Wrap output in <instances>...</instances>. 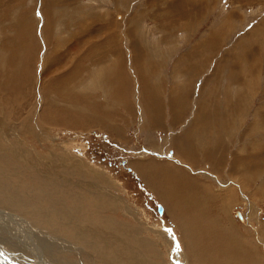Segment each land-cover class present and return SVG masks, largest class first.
I'll return each mask as SVG.
<instances>
[{
    "label": "rangeland",
    "instance_id": "374dc122",
    "mask_svg": "<svg viewBox=\"0 0 264 264\" xmlns=\"http://www.w3.org/2000/svg\"><path fill=\"white\" fill-rule=\"evenodd\" d=\"M21 25L29 34L23 32ZM1 51L6 52L5 61L11 60L10 56L14 58L4 67L11 83L0 90L1 100L5 99L8 105H0V128L10 127L17 136L16 143H28L25 145L43 161L68 157L61 165L63 169L54 166L53 172L48 171L50 174L37 164L46 175L44 180L38 178L40 183L46 182L43 192L41 187L34 189L30 175L24 178V191L29 190L25 199L30 200L28 208L33 217L12 210L31 230L32 242L37 245L44 240L38 245H49L45 248L47 262L264 264V161H259L264 160V0H0ZM19 71L27 74L19 81L20 86ZM58 81L56 89L50 87ZM44 95H58L61 99L52 105L43 99ZM64 97L68 98L67 105L75 107L69 110L71 119L79 117L73 113L79 111L80 98L86 109L90 108L91 113H84L86 122L57 126L37 120L45 103L51 108H64ZM10 111L19 117L16 122L5 117ZM203 111L209 114L204 121L208 125L206 139L197 131L200 127L195 130L191 126ZM224 116L230 118L227 126ZM23 120L43 123L44 133L39 141L20 136ZM191 131L194 147L190 149L181 140ZM213 134H217L215 139ZM7 135L9 139L5 145L0 141V149L15 142L12 135ZM26 139L36 145H29ZM148 162L149 172L146 168L141 172L138 166ZM163 164L175 170L167 174L161 170ZM241 164L246 170L240 171ZM164 174L166 179L161 178ZM9 176L8 169L3 175L0 173L1 188H7ZM68 177L70 182L66 181ZM189 179L200 186H192ZM206 189L218 194L202 196ZM54 192L57 194L53 198ZM185 192L197 206L189 200L191 207H187L189 195ZM58 193L66 201L85 193L99 202L103 210L100 213L109 215L120 229L100 232L81 226L70 228L65 223L71 230L69 234L57 223L46 224L49 219L58 220L57 212L63 209L64 198ZM112 195L114 198H110ZM218 195L223 197L221 201L233 199L222 214L217 213L219 200L212 203ZM169 196L172 202V197L178 200L167 204L163 198ZM117 198L124 201L121 206H125V211L112 205ZM158 204L163 208L161 213ZM250 206L254 208L251 218L247 216ZM62 215L67 216L64 212ZM173 215L191 221H176ZM183 226H193V230ZM140 227L139 235L131 236ZM85 232L91 238L90 247L80 246L69 237L79 233L81 238ZM0 237V242L10 238L6 233ZM246 243L247 249L252 247L251 260L246 261L245 252L242 255L246 259L241 255H236L238 260L230 257L232 247ZM224 246L228 253L220 254L222 250L226 252ZM2 248L20 254L19 257H37L32 256L37 253L34 250L8 244ZM135 249L138 252H133ZM194 251H198V256ZM130 252L137 253L139 262L132 259ZM94 253L97 257H92ZM96 253H101V257ZM103 257L107 262H102ZM232 258H236L235 263Z\"/></svg>",
    "mask_w": 264,
    "mask_h": 264
},
{
    "label": "bare ground",
    "instance_id": "6f19581e",
    "mask_svg": "<svg viewBox=\"0 0 264 264\" xmlns=\"http://www.w3.org/2000/svg\"><path fill=\"white\" fill-rule=\"evenodd\" d=\"M138 23V22H137ZM180 25V24H179ZM20 27H23V32L24 33H28V30H24L25 29V26L24 25H21ZM178 27V26H177ZM180 27V26H179ZM20 30V29H19ZM18 30V31H19ZM138 31V30H137ZM179 31V30H178ZM132 32V31H131ZM29 34V33H28ZM20 35V34H19ZM23 36H26V34H23ZM16 38H18V37H16ZM25 39V38H24ZM15 41H16V39H15ZM5 42V41H4ZM24 42V40L22 39V43ZM6 43V42H5ZM6 44H8V43H6ZM5 45V44H4ZM10 46V45H9ZM14 46V45H13ZM6 48V47H5ZM2 50H3V48H2ZM25 50V49H24ZM4 51V50H3ZM10 53V52H9ZM12 53H15L14 51L13 52H11V54ZM5 54H6V52H5ZM5 54H3L2 53V51L0 52V69H1V72H0V90L2 91L3 90V88L6 86V85H8L9 84V82H10V78H9V74L7 73L8 72V69H5L4 67H7V63L10 61H12L13 59H12V57L10 56V58H11V60L9 59V61H5V60H7V57H6V55ZM57 57V56H56ZM14 58V57H13ZM21 58H22V56H21ZM63 61V60H62ZM7 62V63H6ZM23 62V61H22ZM21 62V63H22ZM68 63V62H67ZM64 64H65V61H64ZM6 65V66H5ZM62 65V64H61ZM58 66V65H57ZM16 67V66H15ZM58 67H60V65L58 66ZM76 68V67H75ZM14 69V68H13ZM24 69V68H23ZM15 70V69H14ZM13 70V71H14ZM20 70V69H19ZM64 70H65V68H64ZM71 70V69H70ZM21 71V70H20ZM19 71V77H18V82H17V85L18 86H20V83H19V81H22L25 77H27V74H25V72H24V74L26 75H24L23 74V72H20ZM57 71V70H56ZM69 71V70H68ZM18 72V71H17ZM9 73H10V71H9ZM15 73V72H14ZM27 73V72H26ZM17 74V73H16ZM23 74V75H22ZM66 74V73H65ZM10 75H11V73H10ZM69 75H71V74H69ZM97 75V74H96ZM15 76V75H14ZM23 76V77H22ZM31 76V75H30ZM63 76V75H62ZM16 77V76H15ZM14 77V78H15ZM32 77V76H31ZM68 77V76H67ZM70 77V76H69ZM93 77H95V76H93ZM98 77V76H97ZM112 77V76H111ZM62 78V77H61ZM96 78V77H95ZM65 79V78H64ZM63 79V80H64ZM77 79V78H76ZM246 79V78H245ZM50 80V79H49ZM66 82L65 83H67L69 80H65ZM108 81V80H107ZM87 82V81H86ZM94 82V81H93ZM144 82V81H143ZM11 83V82H10ZM57 83H59V81L58 82H54V84L53 83H51V85H50V87H52V88H54V89H56L57 88ZM69 83V82H68ZM61 84V83H60ZM84 84V83H83ZM102 85V84H101ZM11 86V85H10ZM29 86H31L30 84H29ZM67 86V85H66ZM70 86V85H69ZM65 87V86H64ZM85 87V86H84ZM112 87V90H116V87L115 86H111ZM6 88V87H5ZM69 88V87H68ZM75 88V87H74ZM27 89V88H26ZM22 90V89H21ZM35 90V89H34ZM57 90H59L60 91V93H64L65 92V90H63V89H57ZM67 90H69V89H67ZM24 91V90H23ZM7 92V91H6ZM14 92V91H13ZM18 92V91H17ZM30 92V91H29ZM5 93V92H4ZM16 93V92H15ZM20 93V92H19ZM23 93V92H22ZM11 95V94H10ZM16 95H18V94H16ZM60 95V94H59ZM62 95V97H63V94H61ZM115 95H116V93H115ZM3 96V95H2ZM12 97H13V94H12ZM76 96H74V98H75ZM19 98V97H18ZM114 98L115 99H120V97L118 96V97H116V96H114ZM43 99H46V102H49L50 104H52V105H54V104H57L58 102H59V99H61V96H58V95H49L47 98H46V96L44 95L43 96ZM68 99V98H67ZM67 99H66V97H64L63 98V100L65 101V105H64V108H62V109H57V108H55V107H52L51 108V106L49 105V103H45L44 104V106L42 107V111H41V113H40V115H39V117H36V118H38L37 120L39 121L40 120V118H41V120H42V122L44 123L45 122V124H52V125H57V126H64V125H69V126H74V124H76L77 126H79V125H81V123H84V122H86V117L84 116V113H91L90 112V108L87 110L86 109V107L84 106V103L82 102V100H81V98L79 99V101H81V104L79 105V106H77V109L79 110L78 112H76V113H73V114H75L76 116H79L78 118H73V119H71V118H69L70 117V115H69V110H74L75 109V107L74 106H71V105H67V103H69V101H67ZM18 100V99H17ZM243 100V99H242ZM242 100H241V102H242ZM11 101H13L12 99H11ZM16 101V100H15ZM74 101V100H73ZM76 101V100H75ZM17 103V102H16ZM16 103H15V105H16ZM23 103V102H22ZM24 104V103H23ZM78 104V103H77ZM243 104V103H242ZM0 105L3 107V106H7L8 107V105H7V101H5V99L4 100H1V94H0ZM13 105V104H12ZM15 105H13V106H15ZM40 105V104H39ZM11 106V105H10ZM19 106V105H18ZM17 106V109L19 108ZM21 106H22V104H21ZM41 106V105H40ZM88 106H89V104H88ZM213 106H214V104H213ZM16 107V106H15ZM225 107V106H224ZM3 109V108H2ZM209 109V108H208ZM95 110H99L98 108L97 109H95ZM232 110V109H231ZM19 111V110H18ZM17 111V112H18ZM66 111H68V113H66ZM100 111H103V109H101ZM211 111V110H210ZM229 112V111H228ZM237 112V111H236ZM6 113H7V111H6ZM210 113V112H209ZM212 113V112H211ZM225 113V112H224ZM235 113V112H234ZM4 114V113H3ZM212 114H219V113H212ZM236 114V113H235ZM8 116H5V117H9V118H11V119H13V120H15V122H16V120L17 119H19V117L18 116H16L17 114H16V112L15 113H12V111H10V112H8V114H7ZM93 115V114H92ZM209 114L206 112V111H203V115L201 116V118H198V119H196V121H195V123H194V120H193V122H192V124H191V126H192V129H193V127L195 128V130L197 129V128H199L200 127V129H198L197 131L201 134V135H203V138L202 139H206V137H207V130H206V127L208 126V125H206V123L204 122V121H207V116H208ZM226 115V114H225ZM42 116V117H41ZM72 116V115H71ZM87 116V115H86ZM4 117V116H3ZM75 117V116H74ZM106 117V116H105ZM218 117H220V114H219V116ZM232 117V116H231ZM1 118V117H0ZM29 118V117H28ZM217 118V117H216ZM224 118H225V122H224V125L225 126H227L228 125V121H229V116H224ZM3 119V118H2ZM99 119V118H98ZM40 120V121H41ZM221 120V119H220ZM219 120V121H220ZM212 121V120H211ZM261 122V121H260ZM42 123V124H43ZM194 123V124H193ZM233 123V122H232ZM21 126H19V129H20V136H22V137H26V136H28L32 141H34V142H36V141H39L40 140V135H42V131H43V129H44V126L42 125V124H40V123H38V122H35L34 121V123L33 124H31V123H28L27 121H25V120H23L22 122H21ZM88 124V123H87ZM105 124V123H104ZM209 124V123H208ZM221 124V123H220ZM83 126V125H82ZM5 127H7V126H5ZM0 128V134H1V137H0V141H1V144L3 143V145H5V142L4 141H6V139H9L8 138V135L7 134H10V135H12V137H13V139H15V142L14 143H9V144H6V147H2V149H0V160L2 159L3 161H1L0 162V173H2V175H3V171H5L6 169H8L9 170V172H10V176H9V178H8V181H9V184H8V186H7V188H1L0 187V234L1 235H3L4 233H6L7 235H8V237L10 236V238H8V239H3L2 240V242H3V244H2V242H0V264H53V263H51V262H47L46 261V259L44 258L45 257V248H48L49 247V245L47 246L46 244V246L44 245L43 247H40L39 245H38V242L41 244V242H43V241H38L37 242V245L34 243V242H32V240H31V238H30V235H29V233H31V230H27V226L23 223V219H22V217L21 216H19V215H16V214H12V212L15 210L17 213H24V212H26L25 214H33V212L29 209L30 208V206H31V203L29 202L30 200H27V199H25V195H26V193L29 191V190H25L24 191V178H27V176L28 175H30L29 177H30V182L33 184V186H34V189H37L38 187H41V190L43 189L42 187L43 186H46L45 185V183L46 182H43V183H40V181H39V179L38 178H42L43 180L45 179V176L41 173V170L37 167V164L39 163L40 165H42L44 168H45V170L48 172L49 170H52V172H53V170H55V168L53 169V167L54 166H57V165H60L59 166V169H63L64 167L63 166H61L62 164H63V161H67L68 160V157H66V158H63L62 160H60V161H58L57 160V157H55V158H52V159H50V160H48V161H43L42 159H40V158H38L37 156H36V153L35 152H33L31 149H30V147H28V146H26L25 144H28V143H25L24 144V142L23 141H17V143H16V140H17V136L16 135H14V133L13 132H11L10 131V127L9 128ZM250 127V126H249ZM72 128V127H71ZM211 128V127H210ZM222 128V127H221ZM208 129H209V127H208ZM224 129V128H223ZM211 130V129H210ZM18 131V130H17ZM43 133H44V131H43ZM193 131H191V132H189L188 134H186L185 135V137H184V139H182L181 141L182 142H184L187 146H193L194 145V143H193ZM194 133H195V131H194ZM197 134V133H196ZM218 134V133H217ZM217 134H213L214 135V139H215V137H217ZM200 135V136H201ZM210 135H212V134H210ZM198 137V136H197ZM212 137V136H211ZM201 138V137H200ZM219 139L220 138H218L217 140L219 141ZM3 140V141H2ZM31 140H27L26 139V141H28L29 143H30V141ZM217 140H214V142H215V144H216V142H217ZM195 142H196V140H195ZM203 144V143H202ZM29 145H33V146H35L36 144H34V143H30ZM1 146V145H0ZM179 146V145H178ZM202 146V145H201ZM204 146V145H203ZM215 146V145H214ZM194 147V146H193ZM193 147H192V149H193ZM190 149H191V147H190ZM205 149V148H204ZM180 150V149H179ZM206 150V149H205ZM35 151V150H34ZM65 152V151H64ZM206 152V151H205ZM179 154V153H178ZM59 155V154H58ZM187 155V154H186ZM55 156V155H54ZM28 157V158H27ZM78 161V160H77ZM215 161V160H214ZM259 161H261V160H259ZM262 161H264V160H262ZM79 162V164H80V161H78ZM145 162V161H144ZM65 163V162H64ZM26 164H28V165H26ZM38 164V165H39ZM77 164V163H76ZM144 164V163H143ZM261 164H264V162H262ZM81 165V164H80ZM83 165H85V164H83ZM157 165V164H156ZM164 165V168H162L161 170L163 171V172H167V174H169V173H171L172 171H174L175 169L172 167V166H170L169 164H163ZM78 166V165H77ZM149 166V162L148 163H146V166L145 165H143V166H138V169L141 171V172H144V170H142V169H147V167ZM51 167H52V169H51ZM161 167H162V165H161ZM240 167H241V170L240 171H244V169L246 170V168H245V165L244 164H241L240 165ZM247 167V166H246ZM69 168V167H68ZM72 167H70V169H71ZM86 168V167H85ZM85 168H83V169H85ZM36 169V170H35ZM67 169V168H66ZM78 169H79V167H78ZM150 169H152V167L150 166ZM164 169V170H163ZM65 170V169H64ZM86 170V169H85ZM85 170H82V171H84L85 172ZM160 170V169H159ZM166 170V171H165ZM67 171V170H66ZM91 171V170H90ZM55 172V171H54ZM74 172V171H73ZM95 172V171H94ZM147 172H149L148 171V169H147ZM49 173V172H48ZM58 173V172H57ZM86 173V172H85ZM93 173V172H92ZM50 174V173H49ZM233 174V173H232ZM22 175V176H21ZM94 175H95V173H94ZM58 176V175H57ZM72 176H73V174H72ZM167 176V175H166ZM236 176V175H235ZM88 177V176H87ZM101 177V176H100ZM148 177V176H147ZM156 177V176H155ZM240 177H242V179L243 180H246V177L245 176H243L242 174H241V176ZM65 178V177H64ZM89 178V177H88ZM98 178V177H97ZM161 178H165V174L163 175V176H161ZM166 179V178H165ZM234 179H235V177H234ZM236 179H238V178H236ZM235 179V180H236ZM241 179V180H242ZM69 181L70 182V178L68 177L67 179H66V181ZM49 181V180H48ZM60 181V180H59ZM63 181H65V180H63L62 179V181L61 182H63ZM107 181V179L106 178H104V180H103V183H105ZM193 182V180L192 179H189L188 180V182ZM189 182V183H190ZM195 182V181H194ZM64 183V182H63ZM78 183V182H77ZM99 185V184H98ZM193 185H195V186H200V184L197 182H195V183H192V186ZM26 186V185H25ZM53 186V185H52ZM238 186V185H237ZM54 187V186H53ZM82 187V186H81ZM101 187V186H100ZM197 187H195V188H197ZM66 188H71V187H66ZM85 188V187H84ZM45 190L47 189V187L46 188H44ZM50 189H51V187H50ZM55 189V188H54ZM54 189H52V190H54ZM81 189V188H80ZM39 190V189H38ZM37 190V191H38ZM40 190V191H41ZM56 190H57V188H56ZM24 191V192H23ZM32 191V190H31ZM47 191H48V189H47ZM46 191V192H47ZM50 191V190H49ZM60 191V190H59ZM58 191V192H59ZM72 191H73V189H72ZM74 191H75V189H74ZM4 192H6V194L4 193ZM42 192H43V190H42ZM101 192V191H100ZM202 192V191H201ZM4 193V194H3ZM52 193V192H51ZM50 193V194H51ZM65 193V195H66V192H64ZM106 193V192H105ZM207 193H209V194H214V193H210L209 192V190L208 189H206V190H204V194L202 193V196H204L205 194H207ZM43 194H45V193H43ZM49 194V193H48ZM47 194V195H48ZM56 194H57V192H54V194H53V198H54V195L56 196ZM59 194V196L61 195L60 193H58ZM85 194V193H84ZM84 194H80V195H75V196H72V197H70L69 199H67V201H66V199L64 198V200H63V198H61L64 202L62 203V205L61 206H63V209H61L59 212H57V216H58V220H55V221H50V219L48 220L49 222L48 223H46V224H51L50 222H53L55 225H56V223L57 224H59L61 227H63V229H64V231H65V233L67 232V233H71V230H69V227H67V226H65V223L67 224H69L70 225V228H71V226L73 227V226H75V227H78V226H81V227H83V229H86V230H88V229H90V228H92V229H96V230H100V232L101 231H104V232H110V231H112L113 229H116L117 231H118V229H120V228H118L117 229V225L116 224H114V222L113 221H110V218L111 217H108V216H104L103 214H101L100 213V211H102V213H103V210H102V206L99 204V202L97 201V200H95V199H93V198H91L90 197V199L88 198V196H86V195H84ZM185 195H189L188 197H186L187 198V203H188V205H187V207L189 206V207H191L190 206V204H189V200H192L193 202H195V200H194V198L192 197V196H190V194L189 193H187V192H185L184 193ZM216 194H218V193H216ZM216 194H214V195H216ZM64 195V194H63ZM69 195V194H68ZM50 196V195H49ZM58 196V195H57ZM67 196V195H66ZM181 196H183L184 197V195H181ZM206 196H209V195H206ZM211 196V195H210ZM209 196V197H210ZM44 197V198H43ZM52 197V196H51ZM51 197H49V198H51ZM163 197H166L165 195L163 196ZM170 197L171 196H169V197H167L168 199H166V198H163L164 199V202H166L167 204H170V205H173L174 203V200H178V199H175V197H172L171 198V200L173 199V202L172 201H170ZM42 198L45 200L46 198H48V197H45V196H42ZM68 198V197H67ZM82 198V200H80ZM110 198H114L113 197V195L110 197ZM191 198H193V199H191ZM211 198V197H210ZM221 198H223V197H221L220 195H218V198H216V197H214L213 199H212V203H214L215 201H217V200H219V201H217L218 203H217V213H223L224 211H225V209L227 208L226 206H231L232 205V203H233V199L232 198H230V199H228V200H222L221 201ZM58 199V198H57ZM47 200V199H46ZM54 200H56V199H54ZM59 200V199H58ZM207 200V199H206ZM210 200V199H209ZM52 201V200H51ZM60 201V200H59ZM59 201H57V202H59ZM66 201V202H65ZM180 201H182L183 202V198H181V200ZM191 201V202H192ZM211 201V200H210ZM122 202V203H121ZM185 202V201H184ZM38 203V202H37ZM61 203V202H60ZM124 203V201L122 200V199H119V198H117V199H115L114 201H112V205L113 206H115V207H117V208H120V209H122V210H124V208H125V206H121L122 204ZM39 204V203H38ZM195 205H196V202L194 203ZM244 204H245V202H244ZM28 205V206H27ZM185 205V204H184ZM36 206V205H35ZM54 206V205H53ZM197 206V205H196ZM203 206V205H202ZM29 207V208H28ZM108 207V206H107ZM251 207V206H250ZM32 208H34V207H32ZM51 208H53V207H51ZM62 208V207H61ZM64 208H65V210H67V211H65L64 210ZM59 209V208H58ZM198 209V208H197ZM249 209V211L250 212H247V216L249 217V218H251V214H252V211L254 212V208H248ZM11 210V213L10 212H8V211H10ZM13 210V211H12ZM62 210H64V211H62ZM111 210H113V209H111ZM199 210V209H198ZM227 210V209H226ZM34 211V210H33ZM36 211V210H35ZM34 211V212H35ZM125 211V210H124ZM128 211H131V210H128ZM195 211V210H194ZM62 212H64V213H66V215L67 216H63L62 215ZM105 213V212H104ZM160 213V212H159ZM227 213V212H226ZM130 214V213H129ZM180 214V213H179ZM37 215V214H36ZM194 215V214H193ZM195 215H196V213H195ZM35 216V215H34ZM132 216V218H134V219H136L135 217V215H131ZM180 215H173V218L176 220V221H178V220H180V219H183L184 220V222L187 224V223H189V221H191V218H183V216H182V218L181 217H179ZM29 217V216H28ZM31 217H33L32 215H31ZM43 217H44V215H43ZM67 217H69L70 218V220H68L67 219ZM253 217H254V215H253ZM41 218V217H40ZM40 218H34L35 219V221H37L38 219H40ZM55 218V217H54ZM53 218V219H54ZM103 218H105L104 220H103ZM195 218V217H194ZM199 217H197V219H198ZM255 218V217H254ZM46 219V218H45ZM42 220V219H41ZM189 220V221H188ZM205 220V219H204ZM248 220V219H247ZM252 220V219H251ZM45 221V220H44ZM196 221V220H195ZM232 221V220H231ZM33 222V221H32ZM41 222V221H40ZM43 222V221H42ZM41 222V223H42ZM47 222V221H46ZM198 222H199V220H198ZM35 223H38V222H35ZM38 224H40V223H38ZM182 224V223H181ZM180 224V225H181ZM250 224V223H249ZM177 225H179V224H177ZM185 225V224H184ZM258 225V224H257ZM54 226V225H53ZM119 226V225H118ZM230 226V225H229ZM47 227V226H46ZM179 227V226H178ZM195 227V226H194ZM32 228V227H31ZM79 228V227H78ZM78 228H77V230H78ZM183 228H185L186 230H187V228H189V229H191V230H193L192 228H193V226H191V227H187V226H183ZM231 228H232V230L235 232V228L233 227V226H231ZM230 228V229H231ZM253 228V227H252ZM7 229L10 231H7ZM29 229V228H28ZM61 229V228H60ZM136 229V228H135ZM254 229V228H253ZM59 230V229H58ZM85 230V231H86ZM91 230V229H90ZM122 230V229H121ZM182 230V229H181ZM237 230V229H236ZM35 231V230H34ZM57 231V230H56ZM94 231V230H93ZM141 231V227H140V229L138 228V230H133L132 231V234H131V236H137V235H139V232ZM253 231V230H252ZM8 232L9 233H11V235L10 234H8ZM36 232V231H35ZM61 232V231H60ZM74 232V231H73ZM72 232V233H73ZM79 232V231H78ZM125 232V231H124ZM232 232V231H231ZM249 232V231H248ZM75 233V232H74ZM86 234L85 235H82V237L81 238H78V236H77V234H79V233H77L76 235L75 234H73V235H70L69 236V234H68V236L69 237H71L75 242H77V243H79V245L81 244V245H83V244H86V245H88V246H86V247H90V240L89 239H91V238H89V234H88V232H85ZM91 234H92V232H90ZM113 233V232H112ZM255 233H256V236H260L261 235V232H260V230L257 228L256 229V231H255ZM124 234V233H123ZM235 234V233H234ZM249 234H251L250 232H249ZM60 235V234H59ZM94 235V234H93ZM159 235V234H158ZM185 235H188L187 234V231H185ZM184 235V236H185ZM195 235V234H194ZM194 235H193V233H192V238H194ZM35 236V235H34ZM63 236H64V234H63ZM66 236V235H65ZM92 236V235H91ZM3 237V236H2ZM2 237H0V239L2 238ZM68 237V238H69ZM94 237V236H93ZM110 237H112V236H110ZM132 238V237H131ZM162 238V237H161ZM166 239V238H165ZM190 239V238H189ZM237 239V238H236ZM140 240V239H139ZM138 240V241H139ZM167 240V239H166ZM1 241V240H0ZM140 241H143V240H140ZM139 241V242H140ZM238 241V240H237ZM247 241V240H246ZM131 242V241H130ZM92 243H94V242H92ZM192 243H193V241H192ZM248 243H249V241H248ZM6 244H8V245H10V246H12L13 248H14V246L17 248V247H20V248H22V249H25V250H29V252L31 251V252H33L32 250H34V251H37V253L36 252H33V255L32 256H36L37 255V257H32L31 259H27V258H25V257H19V255H17L16 253H8V250L6 251V250H4L2 247H4ZM120 244V243H119ZM140 244V243H139ZM146 244V243H145ZM80 245V246H81ZM192 245V244H191ZM195 245V244H194ZM238 245V244H237ZM241 247H240V246ZM238 246L239 247H237L236 248V246H234V247H232L231 249H230V252L232 253L231 255H230V257H236V255H241V257L243 256V258H245L246 259V255H247V259H246V261H249V260H251L252 259V256H254V255H252V247H250V245H249V249H247V243H246V245H241V244H239ZM32 246V247H31ZM42 246V245H41ZM84 246V245H83ZM141 246V245H140ZM145 245H143V246H141V247H144ZM85 247V248H86ZM149 247V246H148ZM195 247V246H194ZM199 247V246H198ZM83 248V247H82ZM85 248H83V249H85ZM93 250L95 251V252H97V248L96 247H94V245H93ZM105 248H106V246H105ZM128 248V247H127ZM146 248V247H145ZM144 248V249H145ZM189 248V247H188ZM196 248H197V245H196ZM221 248V247H220ZM223 248V247H222ZM224 248H225V246H224ZM223 248V249H224ZM9 249V248H8ZM198 249V248H197ZM197 249H195V250H197ZM226 249V252L224 251V250H222V251H220V254L221 253H228L227 251L229 250L228 248H225ZM20 250V249H19ZM91 250V249H90ZM138 250V249H137ZM136 249H135V251H133V252H138ZM241 250V251H240ZM11 251V250H10ZM14 251H17V250H14ZM131 251V252H132ZM20 252V251H19ZM91 252V251H90ZM98 252H100L99 250H98ZM130 252V254L131 255H133L132 253ZM147 252H150V250L149 249H147ZM190 252V251H189ZM198 251H194V254H196ZM244 252H245V254L246 255H242V254H244ZM88 253V252H87ZM92 253V252H91ZM125 253V252H124ZM153 253V252H152ZM191 253V252H190ZM97 254V253H96ZM141 254V253H140ZM201 254H203V253H201ZM213 254V253H212ZM219 254V253H218ZM98 255V258H100L101 257V253H98L97 254ZM103 255V254H102ZM197 255V254H196ZM227 255V254H226ZM225 255V256H226ZM198 256V255H197ZM222 256H224V255H222ZM245 256V257H244ZM92 257H97V256H95V253L93 254V256ZM138 257H137V253L135 254V255H133V260H135L136 262H139V260L137 259ZM227 258H229V257H227ZM237 258V257H236ZM236 258H232L231 260H233V263H235V260H236ZM225 259V258H224ZM200 260H202V259H200ZM211 260V259H210ZM213 260V259H212ZM217 260H219V259H217ZM220 260H222V259H220ZM237 260H238V258H237ZM100 261V260H99ZM141 261V260H140ZM143 261V260H142ZM215 261V260H214ZM239 261H240V258H239ZM244 261V260H243ZM102 262H107V260H104V257H103V259H102ZM204 262V261H203ZM208 262V261H207ZM205 263L204 262V264H210V263ZM221 262V261H220ZM238 262V261H237ZM197 263V262H196ZM219 263V262H218ZM222 263V262H221ZM228 263V262H227ZM202 264V263H201ZM217 264V263H216Z\"/></svg>",
    "mask_w": 264,
    "mask_h": 264
},
{
    "label": "water",
    "instance_id": "95a60500",
    "mask_svg": "<svg viewBox=\"0 0 264 264\" xmlns=\"http://www.w3.org/2000/svg\"><path fill=\"white\" fill-rule=\"evenodd\" d=\"M163 210L162 206L160 204H158V211L161 213ZM239 217H240V214H239Z\"/></svg>",
    "mask_w": 264,
    "mask_h": 264
},
{
    "label": "crops",
    "instance_id": "0c3cea01",
    "mask_svg": "<svg viewBox=\"0 0 264 264\" xmlns=\"http://www.w3.org/2000/svg\"><path fill=\"white\" fill-rule=\"evenodd\" d=\"M151 40H146V42L150 43ZM264 55V54H263ZM241 88V87H240ZM241 90L245 93L246 92V89L245 88H241ZM262 161V160H261Z\"/></svg>",
    "mask_w": 264,
    "mask_h": 264
}]
</instances>
